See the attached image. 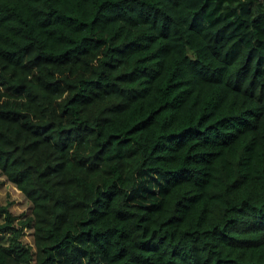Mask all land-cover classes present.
Masks as SVG:
<instances>
[{"label":"trees","instance_id":"1","mask_svg":"<svg viewBox=\"0 0 264 264\" xmlns=\"http://www.w3.org/2000/svg\"><path fill=\"white\" fill-rule=\"evenodd\" d=\"M0 170V264H264V0H0Z\"/></svg>","mask_w":264,"mask_h":264},{"label":"rangeland","instance_id":"2","mask_svg":"<svg viewBox=\"0 0 264 264\" xmlns=\"http://www.w3.org/2000/svg\"><path fill=\"white\" fill-rule=\"evenodd\" d=\"M0 202L9 205V209L15 216L24 218L31 215V202L25 197L11 181L0 170ZM4 215L0 214V222L3 221ZM0 240L7 242V234H0ZM25 243L33 244L32 229H25L23 236Z\"/></svg>","mask_w":264,"mask_h":264}]
</instances>
